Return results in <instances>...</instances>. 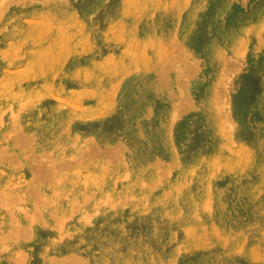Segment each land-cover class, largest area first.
I'll use <instances>...</instances> for the list:
<instances>
[{"label":"rangeland","instance_id":"374dc122","mask_svg":"<svg viewBox=\"0 0 264 264\" xmlns=\"http://www.w3.org/2000/svg\"><path fill=\"white\" fill-rule=\"evenodd\" d=\"M0 264H264V0H0Z\"/></svg>","mask_w":264,"mask_h":264}]
</instances>
